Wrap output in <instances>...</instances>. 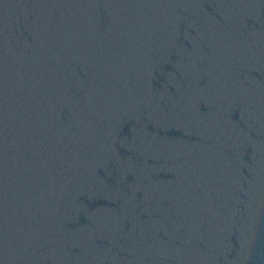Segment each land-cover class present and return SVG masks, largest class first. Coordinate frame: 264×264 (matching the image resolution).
Segmentation results:
<instances>
[{"label": "water", "instance_id": "obj_1", "mask_svg": "<svg viewBox=\"0 0 264 264\" xmlns=\"http://www.w3.org/2000/svg\"><path fill=\"white\" fill-rule=\"evenodd\" d=\"M0 264H264V0H0Z\"/></svg>", "mask_w": 264, "mask_h": 264}]
</instances>
